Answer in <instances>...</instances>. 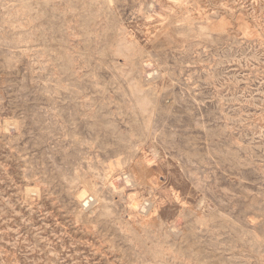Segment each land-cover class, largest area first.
Returning <instances> with one entry per match:
<instances>
[{"label": "rangeland", "instance_id": "1", "mask_svg": "<svg viewBox=\"0 0 264 264\" xmlns=\"http://www.w3.org/2000/svg\"><path fill=\"white\" fill-rule=\"evenodd\" d=\"M0 264H264V0H0Z\"/></svg>", "mask_w": 264, "mask_h": 264}, {"label": "bare ground", "instance_id": "2", "mask_svg": "<svg viewBox=\"0 0 264 264\" xmlns=\"http://www.w3.org/2000/svg\"><path fill=\"white\" fill-rule=\"evenodd\" d=\"M81 196H83V199L87 197V196L85 195V191H83V192L81 193ZM91 199H92V198H91ZM85 202H87V201H85ZM132 202H133V201H132Z\"/></svg>", "mask_w": 264, "mask_h": 264}]
</instances>
